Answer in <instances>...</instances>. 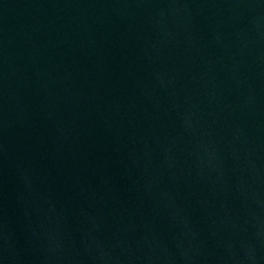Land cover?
<instances>
[{"label":"water","instance_id":"obj_1","mask_svg":"<svg viewBox=\"0 0 264 264\" xmlns=\"http://www.w3.org/2000/svg\"><path fill=\"white\" fill-rule=\"evenodd\" d=\"M0 264H264V0H0Z\"/></svg>","mask_w":264,"mask_h":264}]
</instances>
